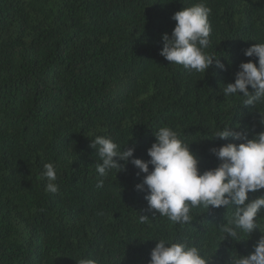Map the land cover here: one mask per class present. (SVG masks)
I'll return each mask as SVG.
<instances>
[{
    "label": "trees",
    "instance_id": "obj_1",
    "mask_svg": "<svg viewBox=\"0 0 264 264\" xmlns=\"http://www.w3.org/2000/svg\"><path fill=\"white\" fill-rule=\"evenodd\" d=\"M198 2L0 0V264H148L154 238L163 237L189 240L211 264L253 251L264 208L259 227L238 241L220 230L232 208H194L184 225L153 218L147 191L135 187L144 174L120 161L123 170L101 177L90 147L104 135L149 160L155 130L167 125L189 143L202 172L220 163L212 147L242 142L211 138L212 129L229 124L249 139L264 132V105L222 93L241 62L258 64L244 50L264 41V0H204L208 51L225 65L214 61L204 74L160 55L173 14ZM48 162L57 168V193L40 179ZM260 195L264 189L249 200ZM140 214L149 220L139 223Z\"/></svg>",
    "mask_w": 264,
    "mask_h": 264
},
{
    "label": "clouds",
    "instance_id": "obj_2",
    "mask_svg": "<svg viewBox=\"0 0 264 264\" xmlns=\"http://www.w3.org/2000/svg\"><path fill=\"white\" fill-rule=\"evenodd\" d=\"M211 8L204 0L186 6L173 14L176 24L169 35L162 34L163 47L160 55L174 65H181L189 72L205 73L213 65L224 70L225 65L217 55L209 52ZM246 57H258V64L249 60L241 62L234 82L222 89L224 97L235 96L243 104L257 107L264 105V41L256 42L244 50ZM249 86L253 91H249ZM155 141L148 148L149 160L135 158V149L121 150L111 137L97 135L90 147L96 150L101 163L96 170L101 177L112 170H123L131 162L143 173L138 191H147L145 199L152 217H166L173 224H188L192 221L191 210L203 207L232 208L234 212L220 230L232 240H240V234L249 236L258 226V213L264 208V195L249 200V193L264 189V132L252 138L223 125L211 130V138L242 141L212 147L210 152L220 163L201 172L195 153L180 135L170 126H161L154 132ZM131 158V160H130ZM152 165V169H149ZM40 179H46L45 191H59L57 168L52 162L45 163ZM103 186V180L97 187ZM149 220L148 215H139V223ZM262 232V231H261ZM264 233V232H262ZM225 236L223 239H225ZM157 243L150 252L148 264H211L212 255L187 239L174 241L170 237L154 238ZM77 264H99L95 258H80ZM228 264H264V234L247 255L235 254Z\"/></svg>",
    "mask_w": 264,
    "mask_h": 264
}]
</instances>
